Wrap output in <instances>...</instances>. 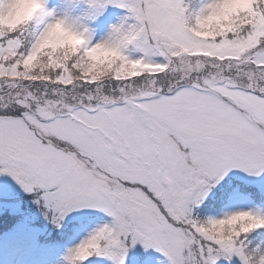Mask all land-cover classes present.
<instances>
[{"label": "snow or ice", "instance_id": "1", "mask_svg": "<svg viewBox=\"0 0 264 264\" xmlns=\"http://www.w3.org/2000/svg\"><path fill=\"white\" fill-rule=\"evenodd\" d=\"M0 177L54 264H264V0H0Z\"/></svg>", "mask_w": 264, "mask_h": 264}, {"label": "rangeland", "instance_id": "2", "mask_svg": "<svg viewBox=\"0 0 264 264\" xmlns=\"http://www.w3.org/2000/svg\"><path fill=\"white\" fill-rule=\"evenodd\" d=\"M0 184L4 186L5 193L19 192L10 177H0ZM27 208L25 205L26 211L20 216L0 221V264H54L58 250L48 247L51 238L44 230V222L34 218ZM17 220L21 221L18 229L10 235L9 229ZM159 255L151 253L144 264H157Z\"/></svg>", "mask_w": 264, "mask_h": 264}, {"label": "trees", "instance_id": "3", "mask_svg": "<svg viewBox=\"0 0 264 264\" xmlns=\"http://www.w3.org/2000/svg\"><path fill=\"white\" fill-rule=\"evenodd\" d=\"M147 264V263H146Z\"/></svg>", "mask_w": 264, "mask_h": 264}]
</instances>
